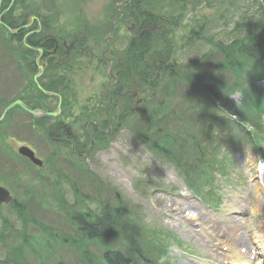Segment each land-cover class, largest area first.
<instances>
[{
	"label": "rangeland",
	"instance_id": "rangeland-1",
	"mask_svg": "<svg viewBox=\"0 0 264 264\" xmlns=\"http://www.w3.org/2000/svg\"><path fill=\"white\" fill-rule=\"evenodd\" d=\"M213 1L217 2V0L206 1V9L203 11L204 14L208 13L207 8L212 6L211 4ZM239 1L240 0H233V5L237 6ZM253 2H256V0H253L252 3H250L249 0L250 4L248 3L247 7L256 9L257 3L253 5ZM102 3H104V0H91L87 8H85L87 4L84 5V8L88 12L85 14L88 16V19L95 20L96 13L101 10L103 6ZM233 8L234 7L228 8L224 5V7H220L218 12H216L217 16L223 18L221 20V28L225 31V34L222 31L220 38L222 42L229 41L227 35L239 19V22H243L244 12L243 9L240 10L241 5H238L236 14H234L235 9ZM172 12V10H169V13ZM48 13L49 12H47V14ZM66 15H68V17H63L62 19L69 21L70 15L72 14L66 12ZM110 19L108 18V21ZM209 28L210 31L208 33L214 36L217 31H219L216 23ZM78 30H71L70 32L75 33ZM248 30L249 29H247V31ZM179 32L181 33L179 34ZM182 33H186V31H178L177 37ZM119 34L124 37L126 32L120 31ZM114 44L116 48H121L117 41H115ZM201 44L198 50L195 48H183L180 52L176 50L173 52L175 61H179L185 66L188 61H192V59L195 60L199 57L202 59L205 56L203 64L205 68L207 67L205 72H208L210 75L208 80L219 84L220 88L223 86L226 87L227 85H229L230 88L229 75H226L228 74L226 72L227 67L223 64V59L221 57L223 53L227 55L225 51L228 49L222 51L221 55H219V53L217 54L216 52L209 51L210 46L207 44ZM92 46L96 45L92 44ZM102 47L103 44L99 43L95 52L98 51V53H100ZM4 48L5 46H2L0 43V52H6L3 50ZM90 51L91 49L88 50V52ZM205 52H207L206 55L204 54ZM235 54L238 61L243 59L242 54ZM228 57L230 61V53ZM88 61H90V59H82L78 65V70L75 72L76 79L73 81L76 83L74 87H76L77 92L73 94L74 102L85 100L87 97L93 95V92L96 91L95 86L103 80L105 81V78H101L100 75H97L95 69L92 70V64L88 63ZM4 65H8V61L4 62ZM10 69L11 72L6 73L7 78L5 81H0V97L7 101H10L14 95L16 96V93H20L21 88L28 82V78L25 75L24 79H22V75L20 77L16 76L15 68L13 69L12 67ZM258 73L261 75L263 71L260 72L258 70ZM148 74L152 76L154 71L148 72ZM250 74L251 79H253L255 77L254 73L250 71ZM231 78H234V76L231 75ZM202 79L203 81L206 80V78ZM239 84L244 89L243 83ZM259 86L264 89V83H259ZM212 89L215 90V95L219 97L221 92L218 93L215 87H212ZM197 90L198 92L200 91V93L198 94L199 98L195 100L203 107L200 106L201 108H198L195 104L197 111L195 108H191L189 109L190 113L186 114L184 112L185 103L182 105V102L188 98L192 99L197 93ZM245 90L250 94L246 86ZM184 91L185 88L178 86L175 82L164 80L155 89V94L158 96L154 97V99L146 97V101L142 105V109L145 108V111L142 112L141 117H148L153 120L154 128L150 130L149 135L146 133L145 123L140 126L139 123L134 120L136 118L127 119L125 121V126H121V128L109 138V144L94 146L91 150L92 152H90L87 157V161H84V164L81 163L83 164L81 165V167H83L82 170L76 166L70 167L59 162L54 172L50 173L52 174V184L50 185V181H47V179H44L43 182L36 177L35 171H31L32 169L27 171L26 165L21 160H12L7 152L4 153V151H6L5 149L9 148L11 153L16 156L15 152L19 145L26 144L35 150L39 157L49 162L46 157L49 149L46 151V144L44 141L38 142L37 140H29L25 134L19 133L15 136L14 141H9L8 143L6 141L7 145L1 144L0 180L4 182L3 185L7 186L12 191V194L17 200L16 203L21 205L23 213H25L30 220L23 222V220L17 218L10 208H0V262L8 263V261H13L12 259L17 257L16 250L20 249L24 250L21 255L28 264H86L88 263V259H91L92 256L95 257V255L98 256L99 253L106 249L107 243L104 240L93 241L94 243L92 244L81 241L61 215L58 202L62 200L59 199V197L66 188L64 184L65 180H63L65 175L69 176L71 181L75 183L74 185L84 192L88 199L91 198V200H93L94 197H97V199H100L102 202L108 201L111 203L121 201L123 207L127 209V212L131 213L129 221L125 222L124 231L127 230L131 232L130 227L139 213L145 218L147 224H155L161 229L164 228L163 225H166V227L170 229L169 231H173L177 238L181 239H179L181 243L183 242L186 244V248L190 245L182 240L188 239V241H194L195 238H199V235L195 236L190 232V229L193 228L191 225L192 221L188 220L189 216L184 214V210L192 214L201 212V218L207 217L210 219V222L207 219L208 224L215 225L213 224V220H215L217 223L216 232L222 229L227 232L230 227L229 223H225V221H228V216H225L229 213L228 206L233 205L234 207L241 208L243 205L250 204L253 195L263 201L264 190L261 191L263 194H258L259 191H255V187H252L254 183H260L262 181L259 179L256 180L254 169L258 166V159L253 156L248 148L240 150L235 156L234 159L236 164L233 168L232 177L228 180L229 182L223 184V180L219 178L225 196V204L227 205L223 204L225 206L222 205L219 209L214 207L212 211L203 207L198 202L197 198L187 191L183 180L173 167L175 166L172 164L173 161L181 160L184 155H187V151H191L192 148H196L204 153L214 151L217 156L221 150L218 148L217 138L220 139L224 135H232L235 134V132L229 131L227 128L228 120L225 118L226 113L220 112L212 103L209 101L207 103L206 99H204L199 83L196 85L191 84V86L187 87L186 93H184ZM172 94L174 97H172ZM149 95L150 93L148 92L147 96ZM207 95L211 96V92ZM219 98L220 100L218 102L226 112L227 109L238 111V109H244L247 106L244 102L240 103L239 95L232 96L230 92ZM155 102H157V104ZM210 110L215 117L212 121L207 122L206 126H203L201 124L202 116H200V114L203 113V111L208 113ZM230 113L231 112H229V114ZM12 115L13 122L25 124L30 122L29 119L22 114L13 113ZM213 124L216 125L217 128H213ZM18 129L21 131V128L18 127ZM24 133H26V131ZM8 134H11V130L8 131ZM187 135L191 137L189 140ZM255 135L258 139L256 143L263 146L260 153L262 155L261 162L264 164V126L262 123L260 128L255 130ZM162 136H165L164 139H168L170 144L173 145L174 151L167 149L169 152H175L171 154L172 157H167L149 147L153 137L160 142ZM24 140L26 141L22 142ZM179 141L185 145L180 147ZM174 142L175 144H173ZM157 144L161 145L159 143ZM215 147L218 149H215ZM59 159L60 158H58V160ZM47 162L46 166L49 165ZM15 170L18 171L17 181L15 180V176H13L15 175ZM30 171L31 173H28ZM74 172L77 175H75ZM201 172L202 171L199 170L197 174ZM235 173L239 178L234 176ZM238 186H241V188L236 189L235 187ZM33 192H35L36 195H34ZM67 195L68 196L65 197L63 196L64 199L62 200V204L68 203V200H70L68 192ZM105 196H111V200H108ZM233 198H235V200H233ZM262 206H264V204ZM80 207L85 209L86 205L80 204ZM231 215L241 219L242 224H237L238 229H242L240 231L241 233H243L246 226L244 223L249 220L250 216L254 224H264V213L250 214L245 210H241L234 211ZM32 219L44 226H42V228L37 227L32 223ZM195 227L199 228L198 225ZM244 235H249V232H244ZM62 236L70 238L71 240H77V245L75 244V247L82 252V255H79L78 250L75 248L62 245ZM119 236L120 235H118L117 238H119ZM121 238L122 237H120V239ZM203 238H205L204 235ZM115 240H117L115 241L116 245L118 243L117 246L120 247L121 245L124 246L126 243V241L119 242L118 239ZM193 244L197 247L196 250L199 251V256L204 258L203 256L208 254L207 250L202 247V244L196 241L191 245ZM84 251L85 254L83 255ZM156 255H158V253ZM211 256L212 258L206 261H200L195 258H190V261H187L173 254L172 259H175V264H217V261L214 259V250H212ZM161 257L159 253V260ZM155 259L156 258H154V260ZM136 264H143V261L136 260Z\"/></svg>",
	"mask_w": 264,
	"mask_h": 264
},
{
	"label": "trees",
	"instance_id": "trees-1",
	"mask_svg": "<svg viewBox=\"0 0 264 264\" xmlns=\"http://www.w3.org/2000/svg\"><path fill=\"white\" fill-rule=\"evenodd\" d=\"M223 48V47H222ZM230 51L240 52L244 55V59L254 61V63H263L264 61V37H260L255 41H243V43L234 40L227 46ZM237 62L233 66H238ZM164 75L170 78L169 71L164 72ZM122 220V214L118 208L112 209L105 207L97 215L83 214L74 212L71 217L73 226L80 232L83 237L93 240L100 239L105 236L115 234V228ZM102 259L107 264H129V262L116 251H106L102 255Z\"/></svg>",
	"mask_w": 264,
	"mask_h": 264
},
{
	"label": "flooded vegetation",
	"instance_id": "flooded-vegetation-1",
	"mask_svg": "<svg viewBox=\"0 0 264 264\" xmlns=\"http://www.w3.org/2000/svg\"><path fill=\"white\" fill-rule=\"evenodd\" d=\"M131 1H134L135 3H138V4L142 2V0H131ZM0 8H1V5H0ZM113 9H115V6L113 7ZM31 17L32 16L28 18V21L31 20ZM12 21L13 22L17 21L16 14H12L11 22ZM117 22L125 24L129 31H133L135 34H137L140 45L144 43L143 38H140V37L146 34H149L152 36L153 40H155L156 35L161 34V31L157 27L156 18H154L148 11L142 8L141 5H135L134 7L127 9V11H124L122 17L118 18ZM123 42L124 44L126 43L125 38L123 39ZM110 50H111V46H110ZM108 52L112 53L111 54V58L113 59L112 67L115 70V73L119 74L120 69L117 67L119 64H121L120 58L116 54H113L115 50L108 51ZM122 88L123 89L121 91V94L114 96V99L117 101V103L115 101L114 102L116 103L117 106L125 104V102L128 99V97L124 96L123 94L124 93L126 94L129 91V88H126L124 85H122Z\"/></svg>",
	"mask_w": 264,
	"mask_h": 264
},
{
	"label": "bare ground",
	"instance_id": "bare-ground-1",
	"mask_svg": "<svg viewBox=\"0 0 264 264\" xmlns=\"http://www.w3.org/2000/svg\"><path fill=\"white\" fill-rule=\"evenodd\" d=\"M263 185H264V180H263ZM200 222L203 224L205 221L200 219ZM253 233H254L255 240H252V244L255 246V248L259 251V253L264 258V243H263L264 242V232L259 231V232H253ZM208 237L209 238L214 237L215 239H218V236L213 231L210 233ZM217 241L223 242L225 241V239L221 238L220 240H217ZM225 246L227 247V252L224 254V257H223L224 260H228V261L230 260L231 262L238 263V264H260L261 263V260H259L257 263H251L247 261L244 257L240 255L239 252L236 251V244L233 241H230L229 244L226 243Z\"/></svg>",
	"mask_w": 264,
	"mask_h": 264
},
{
	"label": "water",
	"instance_id": "water-1",
	"mask_svg": "<svg viewBox=\"0 0 264 264\" xmlns=\"http://www.w3.org/2000/svg\"><path fill=\"white\" fill-rule=\"evenodd\" d=\"M15 105H18L20 106L22 109H24L25 111H27L29 114L33 115V116H40V115H45V116H50V117H54L56 115V113H52V114H45V113H40V114H37L35 111H32L30 110L28 107H26L22 102L20 101H16L14 103H12L9 107H7L3 113V115L1 116V118L4 116V114L9 110L11 109L13 106ZM0 118V119H1ZM20 152L26 156H28L29 158L32 159V161L35 163V164H38L39 163L34 159L33 157V154L28 151V150H25V149H20ZM9 197H8V194L6 191H4L3 189L0 188V203L1 202H6L8 201Z\"/></svg>",
	"mask_w": 264,
	"mask_h": 264
}]
</instances>
